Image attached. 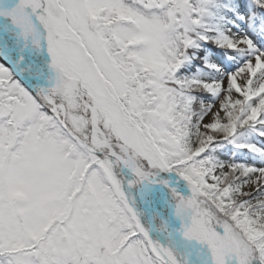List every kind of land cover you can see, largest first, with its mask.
Instances as JSON below:
<instances>
[{"label": "snow or ice", "instance_id": "6c2138e0", "mask_svg": "<svg viewBox=\"0 0 264 264\" xmlns=\"http://www.w3.org/2000/svg\"><path fill=\"white\" fill-rule=\"evenodd\" d=\"M0 264H264V0H0Z\"/></svg>", "mask_w": 264, "mask_h": 264}, {"label": "trees", "instance_id": "16d2710c", "mask_svg": "<svg viewBox=\"0 0 264 264\" xmlns=\"http://www.w3.org/2000/svg\"><path fill=\"white\" fill-rule=\"evenodd\" d=\"M250 0H248L247 2H249ZM227 17H232V13L228 12L226 13ZM228 25V24H227ZM234 153V159L236 160H248L250 159V154H246V150H236L233 149L231 145L227 146V152L226 155L224 156L225 159L228 158V156H232Z\"/></svg>", "mask_w": 264, "mask_h": 264}, {"label": "rangeland", "instance_id": "374dc122", "mask_svg": "<svg viewBox=\"0 0 264 264\" xmlns=\"http://www.w3.org/2000/svg\"><path fill=\"white\" fill-rule=\"evenodd\" d=\"M242 5V4H241Z\"/></svg>", "mask_w": 264, "mask_h": 264}]
</instances>
